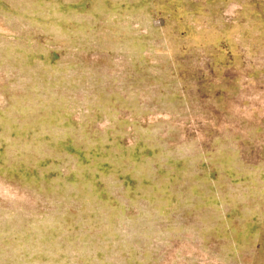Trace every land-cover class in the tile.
<instances>
[{"label": "rangeland", "instance_id": "374dc122", "mask_svg": "<svg viewBox=\"0 0 264 264\" xmlns=\"http://www.w3.org/2000/svg\"><path fill=\"white\" fill-rule=\"evenodd\" d=\"M0 264H264V0H0Z\"/></svg>", "mask_w": 264, "mask_h": 264}]
</instances>
